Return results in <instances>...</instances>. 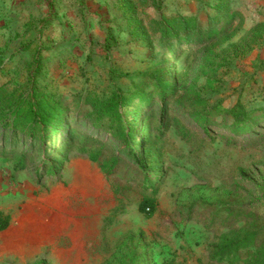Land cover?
<instances>
[{
    "label": "rangeland",
    "instance_id": "rangeland-1",
    "mask_svg": "<svg viewBox=\"0 0 264 264\" xmlns=\"http://www.w3.org/2000/svg\"><path fill=\"white\" fill-rule=\"evenodd\" d=\"M157 1L129 10L120 0H0V86L34 80L69 109L61 148L0 128V212L9 217L0 264H226L212 259L222 239L264 233V207L235 221L225 210L258 207L264 124L231 139L189 119L214 105L264 107V0ZM177 15L194 17L203 35L209 27L214 34L202 41L212 42L166 53L170 42L152 35L148 21ZM135 19L146 32L138 39ZM108 36L115 45L107 49ZM151 71L173 94L132 99L124 116L128 128L138 119L141 146L146 132L150 141L139 158L150 183L157 178V210L146 218L138 207L150 191L137 163L108 136L89 140L90 126L70 122L69 111L80 105L77 93L100 95L111 79L127 90ZM84 143L101 161L124 162L104 172L79 153Z\"/></svg>",
    "mask_w": 264,
    "mask_h": 264
},
{
    "label": "trees",
    "instance_id": "trees-1",
    "mask_svg": "<svg viewBox=\"0 0 264 264\" xmlns=\"http://www.w3.org/2000/svg\"><path fill=\"white\" fill-rule=\"evenodd\" d=\"M120 1L129 10L133 4L144 6L146 3V0ZM157 2V0H152V4H156L155 6H158ZM133 25L135 26V33L134 31L131 33L135 36V39L146 34L145 26L141 20L135 19ZM148 28L152 35H158L161 43L170 42L166 53L172 52L180 44L191 46L212 42L202 40L214 34L209 31V27H206L205 35H203L196 19L183 15H177L169 20H149ZM138 29L142 32L139 33ZM108 37L110 38H106L107 49L115 45L111 36ZM185 50L182 51L185 52ZM149 84H152L153 88L147 94L144 92V88ZM172 90V84L167 80H163L156 71L143 75V78L137 84H132L131 88L127 90L116 86L113 79H111L109 86L100 95H81L77 93L75 96L80 101V105L77 106L74 112L69 111L70 122L75 120L80 122L79 119L83 118L87 126H90L92 136L87 137L89 140L97 144H104L105 136H108L114 142L123 146L137 163L138 167H135V169L139 170L143 176L142 186L145 191H150V193L144 195L138 207V211L146 218H151L157 210V178L155 176L154 182L150 183L149 171L142 167L139 158L140 152L147 150L150 141L146 132L145 142L141 146L136 137L138 119L133 118V126L128 128L124 116L127 112L126 107L132 99H137L140 104H144L150 98L163 100L167 95L173 94ZM139 108L140 106L138 110ZM68 110L63 107L55 94L47 93L45 89L37 86V82L34 80H31L30 84L12 87L11 89H8L6 85L0 86V128L4 132H10L15 136L20 134L33 142L38 140L47 150L61 148L62 144L68 146L65 141L68 136L65 133L66 125L64 123ZM137 113L138 111L133 115L137 116ZM72 114L74 115L72 116ZM189 119L191 123H195V126L206 134L212 128L215 132H223L231 139H236L247 135L254 127L264 124V107L247 109L239 102L229 108L214 105L202 113L190 114ZM87 144L84 143L82 147L78 148L79 153H87L89 159L97 163L104 172L114 170L118 162L123 161L118 158H115L112 162L101 161L99 153L89 151L86 148ZM136 147L140 148L136 151ZM63 150L65 152L67 147H64ZM24 155L25 152L22 156L24 157ZM160 165L161 163L158 162L156 166ZM24 166L23 160H20L17 164L19 170H22ZM54 170V167L48 169L47 174L54 172ZM157 174L163 175L160 171ZM256 200L258 207L250 211L240 208L235 209L231 205L226 206L225 210L228 212L229 219L235 221L243 217H257L262 207H264V189ZM8 225L9 217L0 213V231L6 230ZM212 259L226 264H264V233L254 229L246 231L234 239H222Z\"/></svg>",
    "mask_w": 264,
    "mask_h": 264
},
{
    "label": "crops",
    "instance_id": "crops-1",
    "mask_svg": "<svg viewBox=\"0 0 264 264\" xmlns=\"http://www.w3.org/2000/svg\"><path fill=\"white\" fill-rule=\"evenodd\" d=\"M0 213H2V212H0ZM2 214H4V213H2ZM4 215H6V214H4ZM2 232H3V231H0V234H1ZM2 249H4V244H3V242H2V236L0 235V260H2V256H3V258L6 256V252L3 251Z\"/></svg>",
    "mask_w": 264,
    "mask_h": 264
}]
</instances>
